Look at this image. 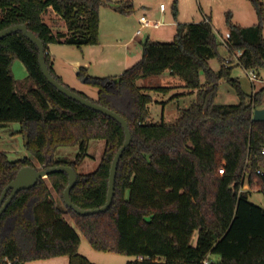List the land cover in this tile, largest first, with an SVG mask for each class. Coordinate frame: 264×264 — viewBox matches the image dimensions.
Segmentation results:
<instances>
[{"label":"trees","instance_id":"16d2710c","mask_svg":"<svg viewBox=\"0 0 264 264\" xmlns=\"http://www.w3.org/2000/svg\"><path fill=\"white\" fill-rule=\"evenodd\" d=\"M251 1L258 24L245 28L230 23L225 45L230 54L242 52L239 66L264 76V8L259 0ZM103 5L122 14L134 9L130 2L108 0H0V31L27 24L48 50L61 41L44 20L52 9L66 23L67 32L60 35L64 42L98 44ZM220 44L211 22L203 19L179 24L171 42L148 39L142 58L119 76H91L86 67H78L79 79L98 90L97 98L70 88L122 115L132 133L118 166L113 202L105 212L80 215L64 204L68 174H49L19 191L2 214L0 264H7L5 258L24 264L62 255L69 264H95L79 252L78 231L98 251L136 256L127 264H264V207L240 191L246 179L264 193V120H254L255 110L264 108V86L247 93L232 77L234 67L225 66ZM215 57L222 64L217 71L209 64ZM14 59L25 65L33 83L27 91L15 86ZM46 59L63 83L50 54ZM167 70L196 98L179 110L175 122L154 123L149 121L148 105L154 99L148 91L168 93L173 87H144L138 81ZM221 80L236 92L238 103L216 101ZM9 122L21 124L32 158L11 160L0 151V196L24 166L70 165L78 176L73 202L83 209L106 203L110 168L124 144V129L55 88L42 72L37 45L20 31L0 40V123ZM93 140L105 141L101 161L93 172L81 174ZM65 146H79L75 160L57 159V150Z\"/></svg>","mask_w":264,"mask_h":264},{"label":"rangeland","instance_id":"374dc122","mask_svg":"<svg viewBox=\"0 0 264 264\" xmlns=\"http://www.w3.org/2000/svg\"><path fill=\"white\" fill-rule=\"evenodd\" d=\"M259 1L264 8V0ZM121 2L134 3V9L128 14H122L118 11L116 12L113 8H100L98 44L76 46L64 41L49 44L50 57L55 62L57 74L64 84L79 92H84L92 99H96V88L88 85L83 88L82 84L79 83V77L77 78L78 67H87V73L91 76H119L138 62L143 55L138 59L135 57L131 63L123 64L118 58L130 53L138 55L143 52V40L148 34L151 36V40L164 39L162 42H171L174 37H171L170 34L176 29V26L173 25L174 22H176V25H185L191 22H199L205 17H209L214 31L218 34L222 43L218 47L219 55L226 60V65H228L226 67H234L232 77L239 79L242 88L249 94L255 93L264 86L263 72L259 74L260 80L250 81L247 77V70L238 65L237 60L229 53L225 45V41L231 35L230 23L245 28L258 24L257 11L251 0H122ZM161 3L166 6V11L163 14L159 12ZM175 8H177V15L175 14ZM141 15H147L149 18H155V20L159 18V20H163L167 24L157 29L146 28L143 31V35L136 36V31L140 27L138 20ZM44 20L52 28L53 34L62 40L61 33L67 32L65 21L51 10H48L44 15ZM227 59H230V62H227ZM209 64L216 71L222 65L218 57L210 59ZM12 71L15 86L20 91H27L29 86L33 85L31 81L27 80L28 71L19 59H14ZM202 80H204L203 75ZM175 81L176 79L167 72L138 81V85L144 87H173L168 93L158 92L154 89L148 91L156 99L148 105L149 121L154 123H173L179 116V110L190 107L195 101V92L193 94L188 93V90L177 85L180 82L183 83L179 76L177 77L178 83ZM184 92L187 94L177 95ZM216 101L219 104H236L239 99L229 84L225 80H221ZM104 147V140H93L90 142L88 151L90 156L79 167L81 174H88L96 170L101 161ZM0 151L6 152L11 160H18L24 157L32 158L25 147V139L21 133V124L19 122L0 123ZM79 152V146L60 147L56 152V157L60 161L70 162L75 160ZM37 166H39L38 168H43L38 164ZM244 180L245 183L240 191L249 192V199L264 207V193L257 188H252L246 182V179ZM66 218L70 219L69 215H66ZM69 222L76 228L73 220ZM78 233L81 238L79 252L95 264H127L128 261L136 259V256L133 255L98 251L91 246L88 239L81 232L78 231ZM196 236L197 232L194 234L193 242ZM58 257H65L69 264L67 255ZM213 257L215 259L220 258L219 255H214Z\"/></svg>","mask_w":264,"mask_h":264},{"label":"water","instance_id":"95a60500","mask_svg":"<svg viewBox=\"0 0 264 264\" xmlns=\"http://www.w3.org/2000/svg\"><path fill=\"white\" fill-rule=\"evenodd\" d=\"M22 32L25 37H27L30 41L37 45L39 49V62L42 69L43 74L47 78V80L57 88L61 93L70 97L71 99L85 105L91 109L99 111L109 117H112L117 122H119L125 132V141L124 144L117 151L116 155L111 164L110 175H109V185H108V193L106 203L99 207L93 209H83L75 204L71 198V190L76 185L78 181V176L76 170L70 165H56L48 168H36L34 166H24L22 167L16 177L5 187L1 196H0V223L1 217L6 208L12 202L17 193L21 190L30 189L35 186L38 181L42 178H46L49 174L54 172H66L68 174V185L64 190V204L65 206L71 207L76 213L80 215H92L99 212H105L111 206L114 196H115V183L116 176L118 171V166L120 163V159L125 151V149L131 144L132 141V133L129 127L127 120L117 113L116 111L109 109L91 99L85 98L76 91L72 90L70 87L64 85L60 81H58L51 73L46 59V48L42 40L28 28L27 24L19 23L15 25H11L0 31V40L4 37L15 33ZM149 39V36H146L143 40V43H146ZM254 120L263 121L264 120V108H258L254 112ZM10 194L7 196V194ZM59 207V206H58ZM60 208V207H59ZM63 208V207H61Z\"/></svg>","mask_w":264,"mask_h":264},{"label":"crops","instance_id":"0c3cea01","mask_svg":"<svg viewBox=\"0 0 264 264\" xmlns=\"http://www.w3.org/2000/svg\"><path fill=\"white\" fill-rule=\"evenodd\" d=\"M108 1H110V2H121L122 0H108ZM134 4V3H133ZM102 7H108V8H112V6H110V5H103ZM51 11H53L52 9H50ZM116 11V10H115ZM165 11H166V9H165ZM165 11H162V10H160L159 9V12L160 13H165ZM54 12V11H53ZM117 12V11H116ZM54 14H56L55 12H54ZM57 15V14H56ZM141 16H143V15H141ZM140 16V17H141ZM147 16V15H146ZM209 19V21L211 22V24H212V21H211V19L209 18V17H205L204 19ZM151 19H155V18H151ZM156 20H159V18L158 19H156ZM138 23H139V20H138ZM167 23L165 22V24L164 25H166ZM163 25V26H164ZM173 25L174 26H176V29H174V31H172L171 32V34H170V36L171 37H175V35H176V33H177V27H178V25L179 24H177L176 25V22H174L173 23ZM143 35V34H142ZM137 36V35H136ZM139 36H141V35H139ZM147 36H149V39H151V36L148 34ZM61 41H64V38H62V40ZM152 41H160V42H162V41H164V39H161V40H152ZM127 43H129V42H127ZM101 44V43H100ZM144 44V43H143ZM143 52H140L138 55L137 54H132V53H130V54H126V55H123L122 57H119L118 59H119V61L123 64V63H131L132 61H134L133 59H135V57H136V59H138V58H141V55H143L142 54ZM51 61H52V66H53V68H54V70H55V72L57 73V69H56V66H55V62L51 59ZM78 67V66H77ZM83 67H85V66H83ZM87 68V67H86ZM165 72H167V73H169L174 79H176V83H178V81H177V77L178 76H176V75H173V74H171V72L169 71V70H167V71H165ZM58 75V74H57ZM77 78H78V76H77ZM78 81H79V83L80 84H82V86H83V88H85L86 86H87V84H85L84 83V80H81V79H79L78 78ZM175 83V84H176ZM177 85H179V86H181V87H183V83L182 82H180V83H178ZM85 86V87H84ZM97 92H98V90H97ZM185 93V92H184ZM189 93V92H188ZM193 94V93H192ZM153 98H154V100H156L155 99V97L153 96ZM53 193H55V192H53ZM55 195V194H54ZM66 215H68V214H65L64 215V217L66 218ZM70 217V216H69ZM66 220L67 221H70L71 220V218L70 219H68V218H66ZM25 264H68V260L65 258V257H62V258H60V257H54V258H49V259H43V260H35V261H31V262H26Z\"/></svg>","mask_w":264,"mask_h":264},{"label":"built area","instance_id":"2783aa9c","mask_svg":"<svg viewBox=\"0 0 264 264\" xmlns=\"http://www.w3.org/2000/svg\"><path fill=\"white\" fill-rule=\"evenodd\" d=\"M165 9H166L165 4L161 3L160 4V10L165 11ZM205 21L209 22V19L206 18ZM139 24H140V27L136 31L137 36L142 35L144 29H146V28L157 29V28L163 26L165 24V22L163 20L151 19L148 16L143 15L139 18ZM46 54H49L48 50H46ZM232 55L235 57V60H237V63H240V56L242 55V52L238 51L237 53H234ZM227 62H230V59H227ZM224 63H225V66H228V65H226V60ZM247 77L250 81H253V82L260 80L259 73L255 69H247ZM263 152H264V147H263ZM223 172H224V169L221 168L220 173H223ZM258 172L263 173V171H261V170H258ZM4 260L7 262V264H13L15 261V260L8 259V258H5Z\"/></svg>","mask_w":264,"mask_h":264}]
</instances>
